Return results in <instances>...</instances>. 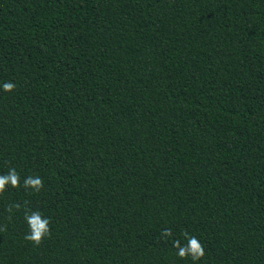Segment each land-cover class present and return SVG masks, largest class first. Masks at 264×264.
<instances>
[{
	"label": "trees",
	"instance_id": "trees-1",
	"mask_svg": "<svg viewBox=\"0 0 264 264\" xmlns=\"http://www.w3.org/2000/svg\"><path fill=\"white\" fill-rule=\"evenodd\" d=\"M6 81L0 264H264V0H0Z\"/></svg>",
	"mask_w": 264,
	"mask_h": 264
},
{
	"label": "clouds",
	"instance_id": "clouds-1",
	"mask_svg": "<svg viewBox=\"0 0 264 264\" xmlns=\"http://www.w3.org/2000/svg\"><path fill=\"white\" fill-rule=\"evenodd\" d=\"M0 88H2L5 93H11L15 90L16 85L11 81H6L0 84ZM9 186L13 189L21 187V177L15 168H10L6 174H0V195H3ZM23 188L33 193H39L44 188V181L38 175H30L24 178ZM24 204L23 218L28 227V232L25 234L24 239L34 246H39L46 236L51 235V221L44 217L40 211H33L27 208V201H25ZM14 209L19 211L21 209V204L14 203L8 205L6 211L9 213V220H11ZM3 231H6V226L0 227V232ZM171 236L172 232L170 229H164L161 233L162 238ZM183 237L186 241L183 245H181L179 240L173 241V247L177 250L176 255L182 260L190 258L193 264H196L197 261L205 257L204 245L196 236L189 234L186 230L183 232Z\"/></svg>",
	"mask_w": 264,
	"mask_h": 264
}]
</instances>
